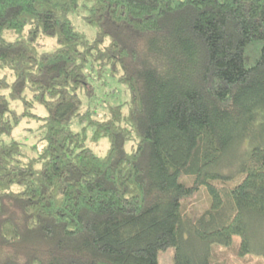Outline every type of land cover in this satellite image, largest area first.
I'll return each mask as SVG.
<instances>
[{
	"label": "trees",
	"instance_id": "1",
	"mask_svg": "<svg viewBox=\"0 0 264 264\" xmlns=\"http://www.w3.org/2000/svg\"><path fill=\"white\" fill-rule=\"evenodd\" d=\"M113 80L128 101L95 118ZM35 105V144L3 141ZM101 138L103 156L85 146ZM249 217L264 223V0H0V264H159L168 248L225 264L214 244L255 251Z\"/></svg>",
	"mask_w": 264,
	"mask_h": 264
},
{
	"label": "rangeland",
	"instance_id": "2",
	"mask_svg": "<svg viewBox=\"0 0 264 264\" xmlns=\"http://www.w3.org/2000/svg\"><path fill=\"white\" fill-rule=\"evenodd\" d=\"M77 29L85 32L87 38H91L94 35V29L81 21H77ZM96 98L91 103V106L95 105V118L101 119L104 113H106L105 106L107 104L116 105L128 101V92L126 88L117 83L115 80L108 81L107 84L96 89ZM16 102L10 103V108L16 112L17 109ZM33 113L37 118L24 119L12 132L8 135L2 137V140L7 142L11 139L20 141L26 146H31L35 144L38 137L41 135L40 125L42 123V118L45 116V111L41 106L35 105ZM80 125L73 124L72 129L77 131ZM91 130L88 129V134L90 135ZM85 146L90 148L96 155L103 156L108 148V141L105 138L99 139L97 142H92L87 140ZM127 151L131 148V143L125 145ZM239 154V153H238ZM236 154L232 156L234 161H231L229 157L226 162V166H223L221 170H218L221 175L227 176L232 175L236 177L238 175L237 167L238 161H240V156ZM231 162V164H228ZM207 206V196L205 191H200L197 195L195 201L188 205L189 209L194 216L198 215L204 207ZM248 223V236L251 240L255 251L247 253L244 255L238 254L239 244L241 242V237L235 235L232 237V242L230 246H218L214 244L211 248V256L217 261H222L225 264H264V255L260 253L261 242L264 238V223L257 222L253 218L249 217L247 219ZM174 250L173 248H168L167 250L160 252L158 254L159 264H172Z\"/></svg>",
	"mask_w": 264,
	"mask_h": 264
}]
</instances>
